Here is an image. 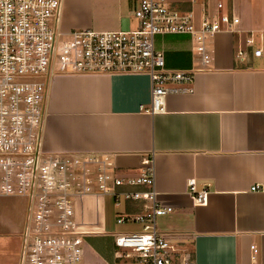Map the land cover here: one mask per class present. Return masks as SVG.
Segmentation results:
<instances>
[{
    "label": "crops",
    "instance_id": "crops-1",
    "mask_svg": "<svg viewBox=\"0 0 264 264\" xmlns=\"http://www.w3.org/2000/svg\"><path fill=\"white\" fill-rule=\"evenodd\" d=\"M168 1L192 12L197 27L205 14L227 13L240 22L214 35L215 54L205 67L189 35L156 36L166 68L193 74L191 82L168 84L175 91L156 113L147 111L152 84L146 73L57 75L45 145L107 153L123 176L139 175L143 161L152 159L159 199L174 209L162 223L165 237L189 241L190 250H183L195 264H264V0ZM139 2L64 0L62 29H134ZM258 49L261 55H255ZM239 50L246 59L237 57ZM191 179L199 190L207 188L204 204H195ZM6 224L0 215V264H20L21 253L10 260ZM13 234L22 238L23 230Z\"/></svg>",
    "mask_w": 264,
    "mask_h": 264
},
{
    "label": "built area",
    "instance_id": "built-area-1",
    "mask_svg": "<svg viewBox=\"0 0 264 264\" xmlns=\"http://www.w3.org/2000/svg\"><path fill=\"white\" fill-rule=\"evenodd\" d=\"M63 1L0 0V196L27 203L20 264H85L90 237L105 233L110 196L120 210L118 222L142 224L143 231L116 236L108 264H195L192 253L158 229V218L174 209L159 199L152 159L143 161L139 175L123 176L107 153L47 149L49 92L57 75L146 73L152 84L147 111H162L175 91L168 84L191 82L193 74L166 68L156 36L189 35L205 67L215 54L214 35L240 19L205 14L197 27L192 12L168 0H140L134 29L64 31ZM237 54L246 59L244 50ZM188 187L195 204L207 201V188L199 190L195 179Z\"/></svg>",
    "mask_w": 264,
    "mask_h": 264
},
{
    "label": "rangeland",
    "instance_id": "rangeland-1",
    "mask_svg": "<svg viewBox=\"0 0 264 264\" xmlns=\"http://www.w3.org/2000/svg\"><path fill=\"white\" fill-rule=\"evenodd\" d=\"M111 14L109 13V16ZM135 19V18H134ZM26 200L20 197L0 198V215L7 223L8 231L12 234L9 249L13 248L14 254L10 256V260L17 261L21 253L22 238L16 237L13 233H22L25 226L26 217ZM118 212L120 210L115 207L114 199L110 196L106 198L104 216V234L91 236L88 243L84 247L85 264H106V261L112 258L115 237L127 233H140L143 231V225L136 222H118ZM24 221V224H23ZM167 221V216L158 218V229L162 231L163 222ZM162 227V228H161ZM175 243V242H174ZM178 248H191L189 241L184 245L175 243ZM14 261V262H15Z\"/></svg>",
    "mask_w": 264,
    "mask_h": 264
}]
</instances>
